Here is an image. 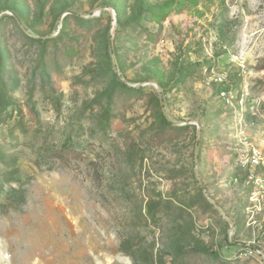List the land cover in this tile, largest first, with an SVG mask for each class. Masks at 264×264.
Segmentation results:
<instances>
[{
    "label": "rangeland",
    "instance_id": "1",
    "mask_svg": "<svg viewBox=\"0 0 264 264\" xmlns=\"http://www.w3.org/2000/svg\"><path fill=\"white\" fill-rule=\"evenodd\" d=\"M124 237L264 264V0H0V264Z\"/></svg>",
    "mask_w": 264,
    "mask_h": 264
},
{
    "label": "trees",
    "instance_id": "2",
    "mask_svg": "<svg viewBox=\"0 0 264 264\" xmlns=\"http://www.w3.org/2000/svg\"><path fill=\"white\" fill-rule=\"evenodd\" d=\"M120 247L122 251L130 255L135 264H165L163 262L157 263V261L152 257L151 259L147 256L146 251H144L140 243L133 244L131 237H124L121 240ZM150 255V254H149Z\"/></svg>",
    "mask_w": 264,
    "mask_h": 264
},
{
    "label": "built area",
    "instance_id": "3",
    "mask_svg": "<svg viewBox=\"0 0 264 264\" xmlns=\"http://www.w3.org/2000/svg\"><path fill=\"white\" fill-rule=\"evenodd\" d=\"M252 163H255V164H258V162H259V159H258V157H257V154H254L253 156H252V158H251V160H250ZM6 257L7 258H9L10 257V255L9 254H7L6 255Z\"/></svg>",
    "mask_w": 264,
    "mask_h": 264
}]
</instances>
